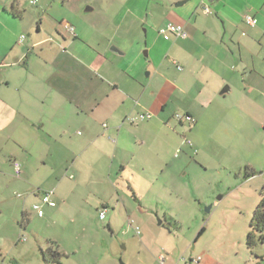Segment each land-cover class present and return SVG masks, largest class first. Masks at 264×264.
I'll return each mask as SVG.
<instances>
[{
	"label": "crops",
	"instance_id": "0c3cea01",
	"mask_svg": "<svg viewBox=\"0 0 264 264\" xmlns=\"http://www.w3.org/2000/svg\"><path fill=\"white\" fill-rule=\"evenodd\" d=\"M59 5V0H0L3 260L16 255V250L23 252L18 246L32 215L46 226L53 217L62 220L65 210L59 202L68 197L58 191L64 181L44 187L33 178L41 167L57 168L59 160L66 167L68 149L79 150L73 153V170L84 158V163L93 165L102 159L107 165L112 153L114 160L128 155L132 142L144 145L152 134L155 138L158 135L156 141H162L163 130H169L175 120L173 111L191 115L198 123L207 109L221 101L234 103V107L250 103L252 115L261 118L264 128V0H146L138 17L134 16L136 21L160 28L173 22L183 26L186 35L166 40L155 29L148 31L145 54L149 60L145 63L124 61L126 53L121 46L91 37L74 23L77 36L67 33L61 23L68 19L58 14ZM62 6H66L65 1ZM206 6L210 14L205 12ZM135 9H127L120 28ZM246 16L254 18V27L247 26ZM155 17L160 18L158 24L151 23ZM126 26L128 30L130 22ZM22 36H26L23 41ZM144 69L150 70L147 77ZM139 114H150L151 119L132 123L130 119ZM178 125L173 129L184 139L187 123ZM186 143L192 144L190 140ZM14 161L22 164L19 176ZM127 161L118 160L121 176ZM72 178L79 179L76 173ZM47 190L54 191L55 207L42 203ZM37 204L44 210L42 217L34 211ZM109 207L105 202L97 208L101 221L108 218ZM103 210L107 211L105 219L100 218ZM113 222L111 219L109 227ZM57 244L64 257L78 253L72 243L65 240L60 244L58 238L48 239L47 251L55 250ZM151 253L155 264H173L164 253Z\"/></svg>",
	"mask_w": 264,
	"mask_h": 264
},
{
	"label": "rangeland",
	"instance_id": "374dc122",
	"mask_svg": "<svg viewBox=\"0 0 264 264\" xmlns=\"http://www.w3.org/2000/svg\"><path fill=\"white\" fill-rule=\"evenodd\" d=\"M145 1L59 0L56 10L68 19L64 22L76 24L89 36L121 46L124 61L145 63L148 31L155 29L159 36L160 28L136 21ZM135 7L127 18L129 29L127 23L120 28L127 9ZM157 18L151 23L158 24ZM149 71L144 69V76ZM234 106L214 103L198 123L194 117V123L188 121L184 112L173 111L176 121L172 119L170 129L163 130L162 141L152 134L144 145L132 142L128 155L114 160L112 153L107 165L102 159L93 165L84 163V158L73 170V153L79 150L68 149L66 167L62 160L55 169L41 167L34 182L53 187L64 181L58 191L68 197L59 202L64 216L61 221L53 217L46 226L32 215L18 246L23 252L0 258V264H48L49 238H58L60 244L66 240L78 249L61 264H155L151 252L164 253L173 264H254L246 240L264 188V128L261 118L252 115L250 103ZM141 115L146 114H139L135 124L151 119ZM179 122L187 123L184 139L173 129L179 128ZM124 158L129 161L121 176L118 160ZM75 173L78 180L72 178ZM105 202L110 204L109 214L101 221L97 208ZM171 232L170 242L167 233ZM256 253L264 254V245Z\"/></svg>",
	"mask_w": 264,
	"mask_h": 264
},
{
	"label": "built area",
	"instance_id": "2783aa9c",
	"mask_svg": "<svg viewBox=\"0 0 264 264\" xmlns=\"http://www.w3.org/2000/svg\"><path fill=\"white\" fill-rule=\"evenodd\" d=\"M35 2L36 1H32V3H35ZM205 12L207 14L211 13V10H210V8L208 6L205 7ZM245 21H246V24H247L248 27H254V25H255L254 18H252L251 16H246L245 17ZM62 27L70 35L77 36L76 27L74 25H72L71 23L63 22L62 23ZM159 34L163 38H165L166 40L171 39L172 36L181 37V36H185L186 35L184 27L181 26V25H177V24H175L173 22H170L167 25H165L164 27L160 28L159 29ZM25 38H26V36H22V38H21L22 41ZM179 69L181 70L182 68L179 67ZM150 117H151L150 114L141 115V118H150ZM178 118L180 119V121L184 119V117H178ZM137 119H138V117H134V118H131L130 121L131 122H135ZM187 120L191 121V123H194V119L191 116H187ZM105 126H107V125H105ZM13 165H14L15 173L19 176L21 174V172H22V164L20 162H18V161H14ZM53 195H54V191L45 192L43 197H42L43 205H48L50 207H55L56 206V202L52 199ZM34 211H36L40 217H42L44 215V210H43L42 206L39 205V204L34 206ZM106 212H107L106 210L101 211V213H100V218L101 219H105ZM163 259L164 258L162 257V260Z\"/></svg>",
	"mask_w": 264,
	"mask_h": 264
},
{
	"label": "trees",
	"instance_id": "16d2710c",
	"mask_svg": "<svg viewBox=\"0 0 264 264\" xmlns=\"http://www.w3.org/2000/svg\"><path fill=\"white\" fill-rule=\"evenodd\" d=\"M62 24V23H61ZM255 173H251V176H254ZM260 203L256 206L252 220L249 224V232L247 235L246 245L249 251L253 256V261H263L264 254L259 255L256 253V248L259 245H264V189L260 193ZM37 213V212H36ZM38 214V213H37ZM204 230L201 231L203 233ZM59 246L56 245V249H48L47 254L50 259L45 260L48 264H61L64 254L58 250Z\"/></svg>",
	"mask_w": 264,
	"mask_h": 264
},
{
	"label": "water",
	"instance_id": "95a60500",
	"mask_svg": "<svg viewBox=\"0 0 264 264\" xmlns=\"http://www.w3.org/2000/svg\"><path fill=\"white\" fill-rule=\"evenodd\" d=\"M209 2H212V0H209ZM185 2L181 3L180 5L184 4ZM111 50H114L113 48ZM116 50V49H115ZM224 91H226V88L224 89ZM162 224V222L160 223Z\"/></svg>",
	"mask_w": 264,
	"mask_h": 264
}]
</instances>
